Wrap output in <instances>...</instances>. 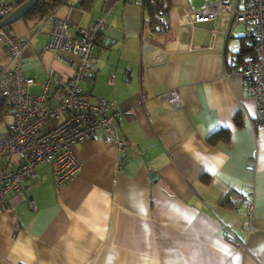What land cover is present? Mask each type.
<instances>
[{"label": "crops", "instance_id": "0c3cea01", "mask_svg": "<svg viewBox=\"0 0 264 264\" xmlns=\"http://www.w3.org/2000/svg\"><path fill=\"white\" fill-rule=\"evenodd\" d=\"M205 2L169 0L166 24L155 25L145 0H70L9 27L30 38L23 72L36 80L32 94L53 69L56 96L73 69L45 48L52 16L68 20L72 34L105 18L83 89L92 101L115 102L126 148L103 131L78 143L81 171L61 191L52 165L40 163L0 206V264H264V124H255L241 74H227L249 51L248 30L225 15L212 42V23L182 22L185 9ZM14 64L0 43V68ZM172 89L178 109L163 97ZM221 130L228 138L212 142ZM244 199L255 204L251 234Z\"/></svg>", "mask_w": 264, "mask_h": 264}, {"label": "built area", "instance_id": "2783aa9c", "mask_svg": "<svg viewBox=\"0 0 264 264\" xmlns=\"http://www.w3.org/2000/svg\"><path fill=\"white\" fill-rule=\"evenodd\" d=\"M145 2L154 4L156 0ZM162 3L163 8L157 16L161 24H166L169 0H162ZM5 4H9V0H0V15ZM192 14L196 15L195 19ZM225 15L230 17L231 24L238 23L247 28L245 41L249 48L243 59L234 60L227 74H241L257 103L255 124H264V0H206L196 10L185 9L181 19L193 29H200V24L212 23L210 33L213 42L220 33ZM52 18L53 25L45 48L73 69L66 82L58 80L64 95L51 96L55 83L53 69L47 73L42 92L32 94L36 80L23 72V53L30 38L17 37L6 27L0 28V43L15 62L11 68H0V94L13 105L14 116L13 121L0 132V206L5 204L11 191L21 192L23 182L36 176V167L40 163L52 165L55 187L61 191L81 171L82 160L77 153V144L93 139L99 131L104 132L106 140L117 143L123 150L126 148L116 130L119 111L115 102L104 97L92 101L83 89V83L96 70L97 46L105 28V18L96 19L76 34L70 32L68 20ZM222 32L228 39L231 26ZM143 48L146 54L149 45L144 44ZM163 97L173 109L180 108L181 94L178 89L166 92ZM30 203L35 206L33 200ZM243 204L247 210L243 228L251 234L255 204L249 199H244Z\"/></svg>", "mask_w": 264, "mask_h": 264}, {"label": "trees", "instance_id": "16d2710c", "mask_svg": "<svg viewBox=\"0 0 264 264\" xmlns=\"http://www.w3.org/2000/svg\"><path fill=\"white\" fill-rule=\"evenodd\" d=\"M69 3L70 0H41L32 10L29 11V13L24 18L40 17L44 19L48 15H53V13L58 7L62 5H67ZM13 6L11 7L10 4L4 5L3 13L0 15V22L6 16H8L17 5H15L14 7ZM147 7H149L150 9L152 23L155 25L158 24L159 22L161 23V20L159 19L157 14L160 11V9L163 8L162 0H156L154 4H148ZM9 27L10 26L6 27L8 31H9ZM12 113H13V105L6 97L0 95V129L3 128V126L9 122L8 121L9 115H11ZM227 134H228V130L217 131L210 136V140L214 143L221 139L226 140V138H228Z\"/></svg>", "mask_w": 264, "mask_h": 264}, {"label": "water", "instance_id": "95a60500", "mask_svg": "<svg viewBox=\"0 0 264 264\" xmlns=\"http://www.w3.org/2000/svg\"><path fill=\"white\" fill-rule=\"evenodd\" d=\"M41 0H18L15 2V5H17L12 12L6 16L1 22H0V28L8 27L13 25L18 20L24 18L30 10H32L38 2ZM14 5V6H15ZM108 39L106 40L107 43ZM152 178L156 177V174H152Z\"/></svg>", "mask_w": 264, "mask_h": 264}, {"label": "rangeland", "instance_id": "374dc122", "mask_svg": "<svg viewBox=\"0 0 264 264\" xmlns=\"http://www.w3.org/2000/svg\"><path fill=\"white\" fill-rule=\"evenodd\" d=\"M20 20H21V19H20ZM18 21H19V20H18ZM15 23H16V22H15ZM9 118L12 119V116H9ZM13 119H14V116H13ZM13 119H12V121H13ZM9 122H11V121H9ZM9 122H8V123H9ZM5 125H6V124H5ZM5 125L3 126V128L5 127Z\"/></svg>", "mask_w": 264, "mask_h": 264}]
</instances>
